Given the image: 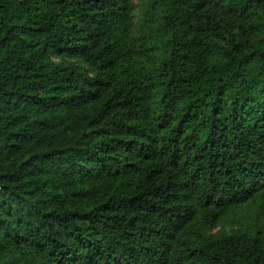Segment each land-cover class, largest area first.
<instances>
[{
    "label": "trees",
    "instance_id": "1",
    "mask_svg": "<svg viewBox=\"0 0 264 264\" xmlns=\"http://www.w3.org/2000/svg\"><path fill=\"white\" fill-rule=\"evenodd\" d=\"M136 11L0 0V264H264V0Z\"/></svg>",
    "mask_w": 264,
    "mask_h": 264
},
{
    "label": "rangeland",
    "instance_id": "2",
    "mask_svg": "<svg viewBox=\"0 0 264 264\" xmlns=\"http://www.w3.org/2000/svg\"><path fill=\"white\" fill-rule=\"evenodd\" d=\"M144 1L145 0H134L135 4L137 5L136 12L138 15ZM259 213L260 211L257 203L239 209L230 219H227L217 227L213 228L209 234L217 235L219 233L238 232L241 230H248L249 228L251 232H254L257 230V228H264V216L259 219Z\"/></svg>",
    "mask_w": 264,
    "mask_h": 264
}]
</instances>
